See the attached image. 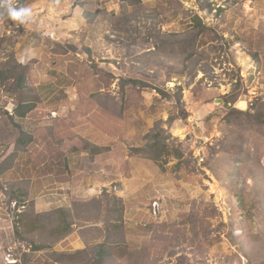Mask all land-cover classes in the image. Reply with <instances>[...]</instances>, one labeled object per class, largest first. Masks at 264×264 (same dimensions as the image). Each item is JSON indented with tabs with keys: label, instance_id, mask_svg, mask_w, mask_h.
Wrapping results in <instances>:
<instances>
[{
	"label": "rangeland",
	"instance_id": "rangeland-1",
	"mask_svg": "<svg viewBox=\"0 0 264 264\" xmlns=\"http://www.w3.org/2000/svg\"><path fill=\"white\" fill-rule=\"evenodd\" d=\"M260 120L264 0H0V264H264Z\"/></svg>",
	"mask_w": 264,
	"mask_h": 264
},
{
	"label": "trees",
	"instance_id": "trees-1",
	"mask_svg": "<svg viewBox=\"0 0 264 264\" xmlns=\"http://www.w3.org/2000/svg\"><path fill=\"white\" fill-rule=\"evenodd\" d=\"M199 23L201 24V22L199 21ZM11 72V74H12V71H10ZM10 72H8L7 74H9ZM22 77H23V75H19L18 76V78L16 79V82H15V85H16V88L18 89V90H20V89H22ZM130 82H132V81H130ZM132 83H134V82H132ZM163 93V92H162ZM164 94V93H163ZM28 110V107H23L21 104H19V106H18V108H17V110H16V112L18 113V115L19 116H23V115H25V113H26V111ZM257 117H259V115H257L256 116V118H255V120H257ZM175 115H169V117H168V123L169 124H172L173 123V121L175 120ZM254 123H257V122H254ZM257 124H260V125H263L264 124V121H262V120H260L259 121V123H257ZM23 136V138H24V135H22ZM22 136L18 139V143H20V144H27V142L24 140V139H21L22 138ZM159 141H161V140H159ZM158 145L157 144H155V145H153V149L158 153ZM161 150V149H160ZM162 151V150H161ZM163 152V151H162ZM176 154L177 155H180L179 153H177L176 152ZM154 158V157H153ZM9 166V163H8V161L6 160V161H4L3 163H0V176H1V174L7 169V167ZM0 190H1V187H0ZM104 192V190H102V193H101V197L98 199L99 200V203L101 202V200H102V198H106V201L108 202L109 200L108 199H110V198H108L107 199V197L106 196H104L103 193ZM18 206H22V205H24V204H22L21 203V201H18V202H15ZM22 204V205H21ZM10 205H11V203H10ZM107 203H106V206H105V208L107 207ZM14 211V213L16 212L15 210H13ZM64 211H65V209L64 208H61V209H59L57 212H62L63 214H64ZM108 211L109 212H112L111 211V209L109 208L108 209ZM17 214H21V212L20 213H17ZM17 214H15L16 215V218H18V216H17ZM63 219H65V218H63ZM66 227H68V226H64V227H62L63 228V230H67L66 229ZM56 233H58V231L56 230L55 231ZM38 249H41V247H39Z\"/></svg>",
	"mask_w": 264,
	"mask_h": 264
},
{
	"label": "clouds",
	"instance_id": "clouds-1",
	"mask_svg": "<svg viewBox=\"0 0 264 264\" xmlns=\"http://www.w3.org/2000/svg\"><path fill=\"white\" fill-rule=\"evenodd\" d=\"M6 12H7V16L10 20H12L13 22H18L19 24L26 23L32 14L31 8H29V7L17 8V7L12 6L11 4H9L8 7L6 8ZM21 207H24V205L18 206L16 204V206L12 209L15 210L16 213H20Z\"/></svg>",
	"mask_w": 264,
	"mask_h": 264
},
{
	"label": "bare ground",
	"instance_id": "bare-ground-1",
	"mask_svg": "<svg viewBox=\"0 0 264 264\" xmlns=\"http://www.w3.org/2000/svg\"><path fill=\"white\" fill-rule=\"evenodd\" d=\"M245 105H246V103L245 102H240V108H243L244 109V107H245Z\"/></svg>",
	"mask_w": 264,
	"mask_h": 264
},
{
	"label": "built area",
	"instance_id": "built-area-1",
	"mask_svg": "<svg viewBox=\"0 0 264 264\" xmlns=\"http://www.w3.org/2000/svg\"><path fill=\"white\" fill-rule=\"evenodd\" d=\"M15 206H16V203L13 204L12 208H14ZM21 208L23 209V207H21ZM22 209H21V210H22Z\"/></svg>",
	"mask_w": 264,
	"mask_h": 264
},
{
	"label": "crops",
	"instance_id": "crops-1",
	"mask_svg": "<svg viewBox=\"0 0 264 264\" xmlns=\"http://www.w3.org/2000/svg\"><path fill=\"white\" fill-rule=\"evenodd\" d=\"M89 190H92V189H88V191H89ZM88 191H87V192H88Z\"/></svg>",
	"mask_w": 264,
	"mask_h": 264
}]
</instances>
